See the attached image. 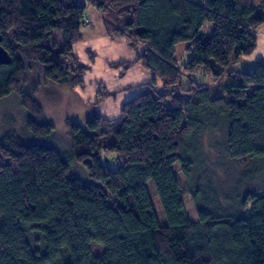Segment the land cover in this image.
I'll return each mask as SVG.
<instances>
[{
	"label": "trees",
	"instance_id": "16d2710c",
	"mask_svg": "<svg viewBox=\"0 0 264 264\" xmlns=\"http://www.w3.org/2000/svg\"><path fill=\"white\" fill-rule=\"evenodd\" d=\"M90 4L110 39L144 46L120 64L139 63L152 78L135 86L140 92L117 117L68 120L69 158L50 144L52 126L37 103L23 97L30 137L0 134V264H264V192L221 196L210 176L194 173L199 137L220 127L224 153L244 177L264 173V65L235 70L255 49L264 0ZM84 12L81 0H0L1 45L11 58L0 65V96L18 89L26 66L77 87L84 68L73 44ZM56 30L62 41L49 44ZM179 43L191 53L181 65ZM200 72L211 82L198 83ZM69 160L85 167L88 182L69 174Z\"/></svg>",
	"mask_w": 264,
	"mask_h": 264
},
{
	"label": "rangeland",
	"instance_id": "374dc122",
	"mask_svg": "<svg viewBox=\"0 0 264 264\" xmlns=\"http://www.w3.org/2000/svg\"><path fill=\"white\" fill-rule=\"evenodd\" d=\"M84 2V0H81ZM86 1V0H85ZM258 0H252L255 4ZM100 14L87 2L85 3L84 18L80 27V34L87 33L98 34L102 30ZM49 44L62 41L61 33L54 31ZM87 37V36H86ZM114 40V39H113ZM117 40V39H115ZM77 40L73 47L77 45ZM120 42H123L120 41ZM117 44V43H116ZM73 51L77 54L79 64L84 68L80 73V83L72 88L69 84H53L46 80L41 66H26L24 70V79L21 81L18 89L10 91L8 94L0 96V134H12L22 138H29L30 133L26 129L25 122L30 114V110L25 106L23 97H31L39 106L43 115V120L52 126V135L50 144L64 153L68 158L71 154V142L68 136L66 122L74 121L84 126L94 113L106 115L107 118H115L119 115L120 103L134 97L139 90L135 86L143 84L148 79L144 75L137 73L136 67L121 65L120 63L129 62L131 56L136 59L137 53L143 51L144 46L141 43L132 47L127 43L114 44H79ZM186 43H179L175 48L176 59L181 65L191 57V53L185 51ZM248 61L242 60L235 65V70L243 71L247 67ZM257 65V64H256ZM194 79L202 84L211 82V78L200 72L194 76ZM186 86V79L183 80ZM224 77L220 83H224ZM133 87L132 89H125ZM83 92H89L87 95ZM113 92L114 98L108 97L104 101V93ZM127 96V98H126ZM112 98V101L110 100ZM110 100V102L108 101ZM225 139L223 128L209 130L203 133L198 139V156L201 157L202 164L195 167L199 176L206 175L211 177L214 189L221 196L233 197L235 194L244 195L247 189H258V192H264V173L258 174L254 180L250 176L244 177L245 168L233 164L225 155L223 150ZM111 157V156H110ZM70 161V160H69ZM110 167H115L116 163L112 158L105 161ZM69 174L78 177L84 182L89 181L85 167L82 164L69 162ZM175 174L179 180H182L178 166L174 167ZM151 197L154 212L160 224H165L166 220L162 212L157 197L154 195L153 187L150 182L147 185ZM240 195V194H239ZM185 205L190 215H194L192 202L186 196ZM94 247V250H98Z\"/></svg>",
	"mask_w": 264,
	"mask_h": 264
},
{
	"label": "crops",
	"instance_id": "0c3cea01",
	"mask_svg": "<svg viewBox=\"0 0 264 264\" xmlns=\"http://www.w3.org/2000/svg\"><path fill=\"white\" fill-rule=\"evenodd\" d=\"M82 3H84V5H85V3L87 2L89 5H91L90 4V0H84V2L83 1H81ZM92 6V5H91ZM93 7V6H92ZM94 8V7H93ZM95 9V8H94ZM96 10V9H95ZM101 19V18H100ZM101 26H102V20H101ZM98 34H91V33H87L86 34V36L84 35H82V34H80V38H79V42L77 43V45L76 46H80L79 44L80 43H82V44H86V45H89V46H91L92 44H94V45H96V44H114V45H117V44H119V43H124L125 44V42L123 41V42H120V41H122V40H113V39H110L106 34H105V32H104V30H103V27H102V30H99L98 32H97ZM255 34H256V46H255V49H254V51L249 55V56H247V57H245V58H243L242 60L244 61V60H246V61H248V62H246L248 65H247V67H246V69L245 70H251L256 64H258V63H262L263 65H264V22L261 24V25H259L258 27H257V29H256V31H255ZM117 43V44H116ZM76 46H74L73 47V50H74V48L76 47ZM93 46V45H92ZM75 52V51H74ZM76 53V52H75ZM77 54V53H76ZM241 60V61H242ZM135 61V58H134V56L132 57L131 56V60L129 61V62H134ZM240 61V62H241ZM124 62V61H123ZM132 67H136V69H137V73L138 74H140L141 76L142 75H144V78L145 79H148V80H150L151 78H152V75L151 74H149V73H147L146 71H144L143 69H142V67H141V65L139 64V63H134L133 65H132ZM146 82H148V81H146ZM145 82V83H146ZM140 91V90H139ZM82 93L83 94H85V95H87V93H89V92H83L82 91ZM138 94V93H137ZM136 94V95H137ZM126 98H127V96H126ZM111 101H112V98L110 99ZM110 100H108L109 102H110ZM105 102H107V100H105L103 103H105ZM122 103H120V105H121ZM119 105V106H120ZM119 108V107H118ZM100 114V113H99ZM101 115H103V114H101ZM104 116H106V115H104ZM114 117H116V116H114Z\"/></svg>",
	"mask_w": 264,
	"mask_h": 264
},
{
	"label": "water",
	"instance_id": "95a60500",
	"mask_svg": "<svg viewBox=\"0 0 264 264\" xmlns=\"http://www.w3.org/2000/svg\"><path fill=\"white\" fill-rule=\"evenodd\" d=\"M1 41H2V37L0 35V65L9 64L11 62L10 55L1 45Z\"/></svg>",
	"mask_w": 264,
	"mask_h": 264
}]
</instances>
